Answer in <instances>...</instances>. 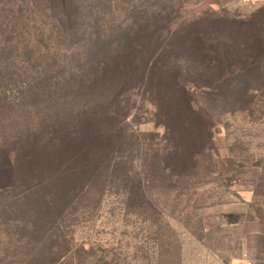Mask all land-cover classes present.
<instances>
[{"label":"rangeland","instance_id":"1","mask_svg":"<svg viewBox=\"0 0 264 264\" xmlns=\"http://www.w3.org/2000/svg\"><path fill=\"white\" fill-rule=\"evenodd\" d=\"M92 7L85 21L95 30L74 38L42 6L21 7V17L0 8L5 39L34 45L33 54L4 52L15 75L0 87V264H217L206 229L238 190L232 170L264 162L262 81L252 79L235 104L192 88L191 113L173 81L137 78L110 105L88 91L92 74L79 60L90 54L89 33L102 37L97 55L185 46L214 30L237 31L251 46L264 38V2L94 0ZM137 23L159 26L158 39L133 43L125 30ZM37 72L42 79L31 84Z\"/></svg>","mask_w":264,"mask_h":264},{"label":"trees","instance_id":"2","mask_svg":"<svg viewBox=\"0 0 264 264\" xmlns=\"http://www.w3.org/2000/svg\"><path fill=\"white\" fill-rule=\"evenodd\" d=\"M93 2L94 0H0V8L3 14L6 12L5 8H8V13L12 17H21V7L42 6L46 13L49 12L52 15L56 29L65 36L74 38L82 34L86 28L95 30V26H91L90 21L88 23L85 21L92 20L87 17L94 15ZM154 28L152 32L149 25L137 23V30L130 25L125 32H128L130 36L135 35L132 42L139 44L140 41L145 42L153 36L156 40L158 39L160 27L154 26ZM5 34L0 28V87L2 88L6 81H13L15 75V73L11 74V71L8 73L11 62L7 58L4 59V52L21 49L33 54L34 48L32 44H25L21 48L16 38L5 39ZM89 35H93L86 43L90 54H85L87 56L82 59L83 61L79 60V63L83 64L79 68L86 67V70L92 74L93 80L86 82L89 86L88 91L104 95L103 101L107 100L110 105L125 93L133 80L137 78L145 84L153 83L152 80L156 78L173 81L175 93H181L191 113L193 111L192 88L218 93L224 100L232 99L234 101L232 104H235L252 79L262 81L264 86V38L255 41L251 46H245L244 43L242 44L243 37L241 38L237 31L221 33L219 30H214L211 33H198L196 37L194 36L195 38L189 39L185 46L166 44L162 47L159 45L151 52H147L148 47V50L145 46L138 49L136 45H131L124 50H103L100 55H97L96 51L99 49L98 45L102 37L94 33ZM91 47L92 49H89ZM92 50L95 52H91ZM39 74L37 72L35 73L37 76L33 75L31 79L29 78L31 84L36 80L41 81ZM32 87L33 85L29 84V89ZM2 100L0 98V106L3 104ZM161 115L169 124L170 119L165 117L166 113L161 111ZM196 115L201 117L203 122L206 120L203 112ZM206 123H208L207 120Z\"/></svg>","mask_w":264,"mask_h":264},{"label":"crops","instance_id":"3","mask_svg":"<svg viewBox=\"0 0 264 264\" xmlns=\"http://www.w3.org/2000/svg\"><path fill=\"white\" fill-rule=\"evenodd\" d=\"M232 172L238 190L230 202L216 207L206 247L217 264H264V162Z\"/></svg>","mask_w":264,"mask_h":264}]
</instances>
